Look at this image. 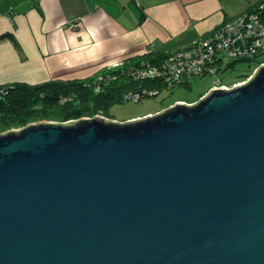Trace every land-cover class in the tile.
Here are the masks:
<instances>
[{
	"label": "water",
	"instance_id": "95a60500",
	"mask_svg": "<svg viewBox=\"0 0 264 264\" xmlns=\"http://www.w3.org/2000/svg\"><path fill=\"white\" fill-rule=\"evenodd\" d=\"M0 264H264V63L141 117L1 131Z\"/></svg>",
	"mask_w": 264,
	"mask_h": 264
},
{
	"label": "crops",
	"instance_id": "0c3cea01",
	"mask_svg": "<svg viewBox=\"0 0 264 264\" xmlns=\"http://www.w3.org/2000/svg\"><path fill=\"white\" fill-rule=\"evenodd\" d=\"M255 1L0 0V86L81 79L151 51L173 52ZM176 37L185 44L163 45Z\"/></svg>",
	"mask_w": 264,
	"mask_h": 264
},
{
	"label": "built area",
	"instance_id": "2783aa9c",
	"mask_svg": "<svg viewBox=\"0 0 264 264\" xmlns=\"http://www.w3.org/2000/svg\"><path fill=\"white\" fill-rule=\"evenodd\" d=\"M230 58H255L252 64L257 66L264 63V2L226 19L183 49L165 53L156 62L144 61L127 68L124 73L131 80L140 84L155 81L160 85L129 87L124 90L123 98L137 101L149 95H158L163 88L182 83L190 76L215 75L230 66ZM109 77L108 74H96L94 88L100 91ZM214 86L228 88L232 85L216 82ZM96 114L106 116L102 110Z\"/></svg>",
	"mask_w": 264,
	"mask_h": 264
},
{
	"label": "trees",
	"instance_id": "16d2710c",
	"mask_svg": "<svg viewBox=\"0 0 264 264\" xmlns=\"http://www.w3.org/2000/svg\"><path fill=\"white\" fill-rule=\"evenodd\" d=\"M262 2L264 0H257L252 6ZM164 54L151 51L143 56L128 58L120 65L106 67L99 73L108 74L110 77L103 83L100 91H97L93 84L96 74L81 79H52L42 83L17 82L0 86V132L33 121L43 119L66 121L94 115L100 110L111 117L108 108L114 103L125 101L123 98L125 89L137 88L140 85L150 87L160 85L155 81H143L140 84L127 77L125 70L142 61L156 62ZM256 66L257 64L249 66L246 74L240 76H250Z\"/></svg>",
	"mask_w": 264,
	"mask_h": 264
},
{
	"label": "rangeland",
	"instance_id": "374dc122",
	"mask_svg": "<svg viewBox=\"0 0 264 264\" xmlns=\"http://www.w3.org/2000/svg\"><path fill=\"white\" fill-rule=\"evenodd\" d=\"M184 44L185 42L182 41L181 37H176L171 40L163 42V45H165L166 47H169L171 45H176L175 47H178V46H183ZM185 47L179 48L177 50L183 49ZM167 53H169V51ZM230 62L232 63L226 70L221 71L215 75L190 76L188 78H185V81L182 83L176 84L171 87L168 86L166 88H163L158 95H149L144 99L137 101L131 99H125L124 102L114 103L108 108L110 109L109 112L110 116L118 120L132 119L147 115L149 113L157 112L173 104L178 100L196 101L200 98L201 94L209 91L216 82H222V83H227L229 85H233L232 83L237 79L242 78V80L240 79L237 82L246 80L249 76L241 77L240 75L246 74L247 72L246 70L248 69V67L251 65L253 66L252 63L255 62V58L237 59V60L236 59L233 60L232 58H230Z\"/></svg>",
	"mask_w": 264,
	"mask_h": 264
},
{
	"label": "flooded vegetation",
	"instance_id": "af4514ba",
	"mask_svg": "<svg viewBox=\"0 0 264 264\" xmlns=\"http://www.w3.org/2000/svg\"><path fill=\"white\" fill-rule=\"evenodd\" d=\"M114 76H116V75H114Z\"/></svg>",
	"mask_w": 264,
	"mask_h": 264
}]
</instances>
